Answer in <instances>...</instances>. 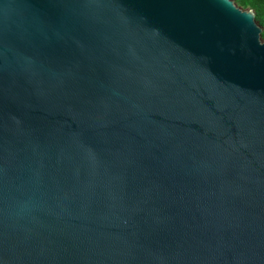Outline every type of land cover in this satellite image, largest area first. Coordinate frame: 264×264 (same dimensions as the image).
Segmentation results:
<instances>
[{
	"label": "water",
	"instance_id": "95a60500",
	"mask_svg": "<svg viewBox=\"0 0 264 264\" xmlns=\"http://www.w3.org/2000/svg\"><path fill=\"white\" fill-rule=\"evenodd\" d=\"M261 32L234 0H0V264H264Z\"/></svg>",
	"mask_w": 264,
	"mask_h": 264
},
{
	"label": "trees",
	"instance_id": "16d2710c",
	"mask_svg": "<svg viewBox=\"0 0 264 264\" xmlns=\"http://www.w3.org/2000/svg\"><path fill=\"white\" fill-rule=\"evenodd\" d=\"M242 9L254 11L255 20L262 29L261 39L264 41V0H234Z\"/></svg>",
	"mask_w": 264,
	"mask_h": 264
},
{
	"label": "snow or ice",
	"instance_id": "6c2138e0",
	"mask_svg": "<svg viewBox=\"0 0 264 264\" xmlns=\"http://www.w3.org/2000/svg\"><path fill=\"white\" fill-rule=\"evenodd\" d=\"M228 7H229V8H232L231 5H228ZM232 11L235 12V9L232 8ZM237 15H239V14L237 13ZM244 19H247V20L251 21L252 17H251V16H248V17H244Z\"/></svg>",
	"mask_w": 264,
	"mask_h": 264
}]
</instances>
